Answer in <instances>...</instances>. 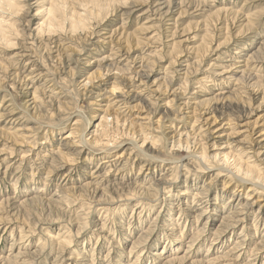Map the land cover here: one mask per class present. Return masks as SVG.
<instances>
[{
	"label": "rangeland",
	"instance_id": "374dc122",
	"mask_svg": "<svg viewBox=\"0 0 264 264\" xmlns=\"http://www.w3.org/2000/svg\"><path fill=\"white\" fill-rule=\"evenodd\" d=\"M263 177L264 0H0V264H264Z\"/></svg>",
	"mask_w": 264,
	"mask_h": 264
},
{
	"label": "bare ground",
	"instance_id": "6f19581e",
	"mask_svg": "<svg viewBox=\"0 0 264 264\" xmlns=\"http://www.w3.org/2000/svg\"><path fill=\"white\" fill-rule=\"evenodd\" d=\"M202 155H205V154H202ZM206 158V157H205ZM203 159H204V157H203ZM252 166V165H251ZM240 167H242L241 165H240ZM253 168H255L254 166H253ZM247 172V174L249 173V174H251V175H255V173H256V170L254 169H251V168H247V170H246ZM263 175V174H262ZM258 176V177H257ZM256 177L257 178H262L261 177V173L259 174V175H256ZM264 178V177H263ZM202 203V202H201ZM194 205V204H193ZM251 205H253V204H251ZM192 206V205H191ZM250 206V205H249ZM192 208H194L193 206H192ZM245 208H247V207H245ZM242 211V207L241 206H239L238 204H233L231 207H230V210L228 211V213L227 214H225L224 216H223V218H222V221H221V223L219 224V225H221V227H222V230L224 229V228H231V226H233L234 224H236V223H239V222H244V221H242L244 218H245V212H241ZM245 211V210H244ZM208 215V213H207V211H203V212H201V214H199L198 216H197V219H198V223H203V222H205V225H203V226H206V224H209L210 222H209V220H211V217H208L207 216ZM206 218V220L204 221V219ZM207 219H209L208 220V222H207ZM202 221V222H201ZM203 226H201V229L204 231L205 230V228L203 227ZM200 229V230H201ZM202 230H201V232H202ZM219 231V230H218ZM199 232H197V234H198ZM215 237H216V233H215V235H214ZM193 237H194V235H193ZM234 247V246H233ZM180 249V248H179ZM181 250V249H180ZM189 249H186V250H184V254L182 255V256H176V257H174L175 259L176 258H185V257H187L186 255H187V251H188ZM208 251H211V249H209ZM226 252H228V251H226ZM225 252V253H226ZM207 255L209 256L210 255V253L208 252L207 253ZM215 260H217V259H215ZM84 261L85 262H87L88 263V261H87V259H84ZM210 262V261H209ZM86 264V263H85Z\"/></svg>",
	"mask_w": 264,
	"mask_h": 264
}]
</instances>
